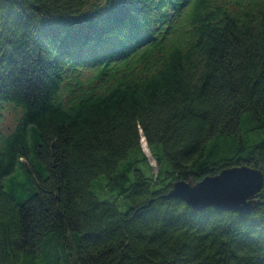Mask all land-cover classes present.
Returning <instances> with one entry per match:
<instances>
[{"label":"trees","instance_id":"1","mask_svg":"<svg viewBox=\"0 0 264 264\" xmlns=\"http://www.w3.org/2000/svg\"><path fill=\"white\" fill-rule=\"evenodd\" d=\"M239 166L249 212L167 196ZM0 264H264V0H0Z\"/></svg>","mask_w":264,"mask_h":264},{"label":"water","instance_id":"2","mask_svg":"<svg viewBox=\"0 0 264 264\" xmlns=\"http://www.w3.org/2000/svg\"><path fill=\"white\" fill-rule=\"evenodd\" d=\"M263 187V172L249 166L227 168L218 175L192 183L176 181L167 196L178 197L196 210L214 206L219 210L249 212L255 194Z\"/></svg>","mask_w":264,"mask_h":264},{"label":"rangeland","instance_id":"3","mask_svg":"<svg viewBox=\"0 0 264 264\" xmlns=\"http://www.w3.org/2000/svg\"><path fill=\"white\" fill-rule=\"evenodd\" d=\"M12 117H13L12 113L5 112L4 126H6L7 123L12 121ZM260 139H261L260 134H256V135H253L250 137L251 142H254V141H257ZM142 147H143V150L146 153L150 163L153 165V171L157 172V169H158L157 161L152 156L145 140H142ZM145 174L148 176L152 175L150 170H148V169L145 170ZM13 175L19 177L20 179H23L25 177L20 164L17 165V168L15 170V173H13ZM106 182H107V178L105 177V175H102L93 181V189H94L96 195L102 200H109L110 199V197L108 195H106V191H105ZM118 203H119L120 209L125 211L128 209L129 205L132 204V201L130 199H124V201H119Z\"/></svg>","mask_w":264,"mask_h":264},{"label":"built area","instance_id":"4","mask_svg":"<svg viewBox=\"0 0 264 264\" xmlns=\"http://www.w3.org/2000/svg\"><path fill=\"white\" fill-rule=\"evenodd\" d=\"M144 140V139H143ZM147 143V142H146Z\"/></svg>","mask_w":264,"mask_h":264}]
</instances>
